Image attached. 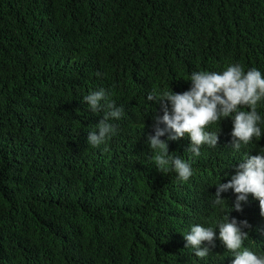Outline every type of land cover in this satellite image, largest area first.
Returning a JSON list of instances; mask_svg holds the SVG:
<instances>
[{"label":"trees","instance_id":"trees-1","mask_svg":"<svg viewBox=\"0 0 264 264\" xmlns=\"http://www.w3.org/2000/svg\"><path fill=\"white\" fill-rule=\"evenodd\" d=\"M236 64L264 77V0H0V264H231L219 239L204 258L184 239L195 225L218 237L227 214L250 225L241 250L264 256L259 201L236 211L229 189L214 204L218 183L264 155V98L261 137L239 150L232 116L205 128L217 146L198 157L187 134L160 137L187 181L156 168L148 141L163 114L153 89L183 93L193 72ZM100 89L123 115L93 147L108 109L83 98Z\"/></svg>","mask_w":264,"mask_h":264},{"label":"clouds","instance_id":"clouds-1","mask_svg":"<svg viewBox=\"0 0 264 264\" xmlns=\"http://www.w3.org/2000/svg\"><path fill=\"white\" fill-rule=\"evenodd\" d=\"M191 87L183 93H158L155 89L147 95L148 101L160 104L162 115L154 116L155 134L148 137L151 149L155 151L152 157L158 170L162 172L174 171L180 181H187L192 176L189 162L180 156H170L167 143L160 139L167 134V139L176 141L187 134L190 139V151L193 156L200 155L202 145L216 147L217 133L206 132L205 128L221 118L232 116L231 146L239 150L241 144H248L253 137H261L258 122L261 120L256 110L258 101L264 98V77L257 69H250L246 73L241 65H230L222 73L193 72L190 76ZM84 101L93 112L102 110L105 106L108 111L97 124L98 134L89 132L88 144L99 146L115 135L116 128L108 121L111 118L119 120L123 109L116 107L108 100L104 89L85 96ZM105 101L102 105L100 102ZM247 106L250 110H239ZM161 125L163 127H161ZM214 204L226 202L221 199V192L232 189L235 193L233 207L241 210V202H247L251 195L259 201L260 215L264 216V155H250L238 164L237 170L227 183L216 185ZM219 235L211 227L195 225L189 233L184 235L185 248L191 247L198 258L206 257L216 247L215 241L221 244L234 255L231 264H264V256H257L246 248L241 250L242 243L248 238V232L242 228H249L247 221L235 218L229 219L228 214L223 222L217 225ZM264 236V234H263Z\"/></svg>","mask_w":264,"mask_h":264}]
</instances>
